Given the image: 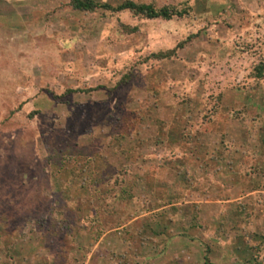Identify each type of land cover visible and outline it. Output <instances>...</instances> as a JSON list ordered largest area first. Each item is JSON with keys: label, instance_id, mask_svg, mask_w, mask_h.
Returning <instances> with one entry per match:
<instances>
[{"label": "rangeland", "instance_id": "374dc122", "mask_svg": "<svg viewBox=\"0 0 264 264\" xmlns=\"http://www.w3.org/2000/svg\"><path fill=\"white\" fill-rule=\"evenodd\" d=\"M133 1L0 0V264H264V0Z\"/></svg>", "mask_w": 264, "mask_h": 264}, {"label": "trees", "instance_id": "16d2710c", "mask_svg": "<svg viewBox=\"0 0 264 264\" xmlns=\"http://www.w3.org/2000/svg\"><path fill=\"white\" fill-rule=\"evenodd\" d=\"M69 6L76 10H82V11H89L93 12L98 8L110 11V12H119L128 10L135 14L143 15L146 18H163V19H169L172 15H182L181 12H177L174 9H171L167 6L162 7H155L152 3H145V2H137L133 0H122L118 1L117 3L114 2H98L95 0H69L68 2ZM172 51L159 52L156 55L158 57L162 56H170ZM257 76L261 77L263 76L262 68L259 67L257 69Z\"/></svg>", "mask_w": 264, "mask_h": 264}, {"label": "crops", "instance_id": "0c3cea01", "mask_svg": "<svg viewBox=\"0 0 264 264\" xmlns=\"http://www.w3.org/2000/svg\"><path fill=\"white\" fill-rule=\"evenodd\" d=\"M96 1V0H95ZM120 1H122V0H120ZM150 1V0H149ZM113 239V238H112ZM106 240H108L109 242H110V245H115L114 243H112L111 242V239L108 237ZM110 248V247H109ZM111 249V248H110ZM110 249H108V250H110ZM159 260H160V258L158 259H156V260H154V259H152L151 260V262H150V264H159L160 262H159Z\"/></svg>", "mask_w": 264, "mask_h": 264}]
</instances>
